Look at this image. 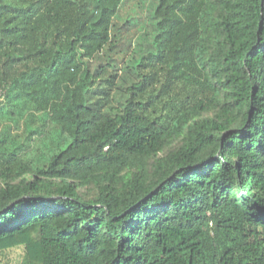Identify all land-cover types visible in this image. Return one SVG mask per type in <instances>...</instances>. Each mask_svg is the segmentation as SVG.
Returning a JSON list of instances; mask_svg holds the SVG:
<instances>
[{
  "label": "trees",
  "instance_id": "trees-1",
  "mask_svg": "<svg viewBox=\"0 0 264 264\" xmlns=\"http://www.w3.org/2000/svg\"><path fill=\"white\" fill-rule=\"evenodd\" d=\"M264 264V0H0V264Z\"/></svg>",
  "mask_w": 264,
  "mask_h": 264
},
{
  "label": "rangeland",
  "instance_id": "rangeland-1",
  "mask_svg": "<svg viewBox=\"0 0 264 264\" xmlns=\"http://www.w3.org/2000/svg\"><path fill=\"white\" fill-rule=\"evenodd\" d=\"M23 251L22 250H16L13 253H11V258L16 262L17 264L20 263L23 260Z\"/></svg>",
  "mask_w": 264,
  "mask_h": 264
}]
</instances>
